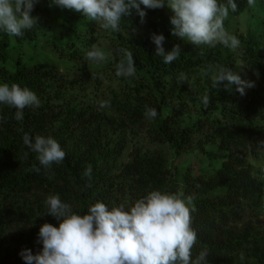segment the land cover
<instances>
[{"label":"trees","instance_id":"obj_1","mask_svg":"<svg viewBox=\"0 0 264 264\" xmlns=\"http://www.w3.org/2000/svg\"><path fill=\"white\" fill-rule=\"evenodd\" d=\"M253 1L234 0L233 10L229 0H217L227 7L223 27L239 41L235 48L173 36L166 2L163 8L146 9L143 23L133 10L121 17L119 30L105 33L82 13H60L54 4L37 2L32 15L38 23L23 36L0 30V85L26 87L40 102L25 107L21 121L15 119L16 108L0 104V264H26L20 255L24 249L42 251L40 227L60 223L48 215L49 195H59L73 212L85 215L97 202L109 210L120 205L128 210L153 190L181 195L189 208L197 233L193 260L206 251L201 264H264L262 163L258 167L250 159H264V0ZM247 10L252 20L244 33L233 21ZM153 33L164 35L166 51L180 45L171 63L154 55ZM42 35L45 45L67 59L70 68L75 64L79 75L45 59H23L18 52L14 59L18 45L37 43ZM105 38L104 63H87V51ZM125 50L132 53L135 73L120 77L109 108L100 107L89 78L117 70ZM220 67L255 86L243 96L235 85L228 91L226 82L214 86ZM152 108L154 118L145 114ZM25 134L33 141L37 135L54 138L65 158L41 165L38 154L24 144ZM195 150L212 166L221 164L212 171L187 167L177 175L171 153L176 157ZM13 228L20 230L9 245Z\"/></svg>","mask_w":264,"mask_h":264},{"label":"clouds","instance_id":"obj_2","mask_svg":"<svg viewBox=\"0 0 264 264\" xmlns=\"http://www.w3.org/2000/svg\"><path fill=\"white\" fill-rule=\"evenodd\" d=\"M37 2L0 0V30L10 36H23L24 30H30L38 23L39 18L32 15ZM165 2L174 13L170 18L173 36L186 38L196 45L214 46L215 42L233 48L239 45V41L224 30L223 20L228 11L217 0H51V4L82 13L104 29L113 30H119L121 17L131 16L133 10L143 23L146 9L163 8ZM229 4L236 9L234 0H229ZM151 40L156 45L154 55L163 57L164 63L176 59L180 45L166 51L163 34L153 33ZM86 57L91 61L105 59L104 53L95 45L87 51ZM134 73L132 53L125 50L124 58L117 65V75ZM221 83L226 91L235 85L242 96L246 95V89L255 86L254 81L243 80L224 67H220L219 74L213 78L214 86ZM39 103L36 94L26 87L0 85V104L16 108L15 119L18 121L23 120L25 107H39ZM145 114L154 118L157 111L146 109ZM23 141L38 154L39 163L45 167L65 158L60 144L50 136L37 135L33 141L25 134ZM89 173L90 169L86 174ZM45 203L48 215L60 222L59 227L51 223L40 227L37 242L42 243V251L33 254L30 249H24L20 255L26 264H201L206 261V251L192 259L191 250L197 241V233L191 227L190 210L181 195L153 190L128 210L123 205L109 210L103 202H97L85 215L73 212L59 195H49Z\"/></svg>","mask_w":264,"mask_h":264},{"label":"rangeland","instance_id":"obj_3","mask_svg":"<svg viewBox=\"0 0 264 264\" xmlns=\"http://www.w3.org/2000/svg\"><path fill=\"white\" fill-rule=\"evenodd\" d=\"M256 1L257 0H254L253 3ZM43 2L51 4V0H38V3H43ZM55 7H57L56 11L60 13L62 12V10H64L60 8L59 6H55ZM255 7L257 8V10L260 9V4L257 3ZM171 12L174 15L172 10ZM251 20H252V13L250 10H247L242 15L234 19L233 26L237 27V29L240 32L245 33L247 29L249 28ZM99 32L105 33V32H108V30H105L100 25ZM45 40H46V36L42 35L39 37L37 43L29 42L27 44L18 45V47L14 49V59H16L17 57L16 53L18 52L22 54L23 59H30L32 57H35L37 59H45L49 62L57 64L61 71L68 69L72 74L79 75L81 73V71L77 67H75V64L72 65V67H75L74 71H72L73 68L72 67L70 68L68 66V60L67 59L62 60L58 54L54 53V51L50 47L45 45ZM106 40L107 38L100 39L99 42L95 44V47L102 51V48L106 47V43H108V41L106 42ZM89 62H91V60L87 61V63ZM94 62L104 63V60L94 61ZM7 64L9 67L11 66V63L9 62ZM122 76L123 75H117V70H114V71L110 70L108 72H104L101 76L93 75L92 78H89L90 83H87V85L94 91L93 93L97 96V100L100 102V107L109 108L107 103L112 97H114L113 92H111V90H113L114 88L117 89L118 87L117 81H119L120 80L119 78ZM150 147L155 149V148H158V145L152 144L150 145ZM250 159H251V163L256 162V165L258 167L261 163H262L261 166L264 165V159H258V160H255L254 158H250ZM220 160L221 158L217 159L218 163L220 162ZM220 164L221 163L212 166L210 164L209 158L198 150L186 153L182 156H176V157L174 154L171 153V167L173 168L174 172L177 175H180L181 174L180 172L186 169L187 167H191L192 169L196 171L198 170L212 171L214 168L218 167V165ZM19 230H20L19 228L11 229L10 233L8 234V244L9 245H13L14 243H16L17 234ZM244 261L248 262L247 260H244Z\"/></svg>","mask_w":264,"mask_h":264},{"label":"built area","instance_id":"obj_4","mask_svg":"<svg viewBox=\"0 0 264 264\" xmlns=\"http://www.w3.org/2000/svg\"><path fill=\"white\" fill-rule=\"evenodd\" d=\"M260 172H261V175H262L263 180H264V165H262V166L260 167ZM263 188H264V182H263Z\"/></svg>","mask_w":264,"mask_h":264}]
</instances>
